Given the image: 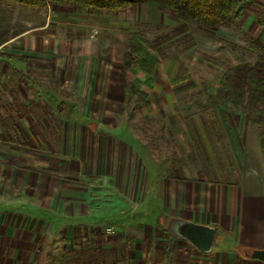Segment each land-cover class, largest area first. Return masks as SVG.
<instances>
[{"label": "rangeland", "instance_id": "rangeland-1", "mask_svg": "<svg viewBox=\"0 0 264 264\" xmlns=\"http://www.w3.org/2000/svg\"><path fill=\"white\" fill-rule=\"evenodd\" d=\"M21 31L0 45V112L6 114L0 113V172L13 165L34 179L12 194L7 172L0 173V211L18 207L25 238L19 259L7 249L9 258L0 263L218 264L232 244L215 247L211 262H202L187 257L160 225L137 218L161 214L139 158L165 175L214 177V169L228 164L227 134L235 137L244 125L264 133V121L252 124L244 105L226 98L220 85L228 67L264 53V0H237L230 19L215 28L180 19L167 0H134L118 10L0 0V42ZM134 35L157 59L145 101L127 88L122 67ZM117 149L119 160L132 162L125 161L126 178L119 181L106 172L113 164L99 171L98 162L102 150L114 161ZM85 197L101 213L100 235L90 229L67 235L75 220L66 219L63 200L76 205ZM232 252L243 254L241 247Z\"/></svg>", "mask_w": 264, "mask_h": 264}, {"label": "crops", "instance_id": "crops-1", "mask_svg": "<svg viewBox=\"0 0 264 264\" xmlns=\"http://www.w3.org/2000/svg\"><path fill=\"white\" fill-rule=\"evenodd\" d=\"M16 37L1 41L0 45L5 44V42H12ZM8 100H11L12 103L14 102L13 97H8ZM0 113L2 114L1 116H6L3 111ZM16 113L17 118H19L20 114ZM227 135L228 139L226 140H229V144H225V147L229 149L227 155L228 164L214 169V177H195L190 174L165 175L157 169L150 168L145 158L141 156L139 158V170L147 173V193H151L150 195L154 197V203L161 211V214L158 215L157 220H152L146 215L138 216L137 218L141 221L143 220L144 223L149 220L152 221L151 224L160 225L163 230H161L162 234L169 237L172 241L176 240L178 242L176 243L177 247L186 253L189 258L198 256V258L203 259L202 262L210 263L211 255L208 254L213 252L217 246L226 248L223 244L229 243L233 245L232 249L226 252V255L219 257V260L216 259L218 264H264L262 260L253 259L239 253L236 256L232 252V250L236 251L239 247L251 249L264 247V153L261 141L252 125H244L240 132L234 133L235 137H232L233 133ZM120 150L114 151L117 158L114 161L112 160L113 163L109 158L106 161L104 154H102L105 150H102L98 158L99 166H101L99 171H102V166L106 168L113 164L111 166L114 170L109 167L106 172L114 175L118 181L126 178L125 161H127L129 167H132V162L129 159L119 160ZM104 163L107 164L104 166ZM127 169L131 173L132 170L130 168ZM2 171L3 173L7 172L6 175L10 178L12 194H16L14 189L21 188L26 180L30 184V178H32V181L34 179V175L28 173V170L13 165L7 166L5 171L4 169ZM123 172L124 175L122 176ZM16 199L18 200V198ZM70 199L73 200L74 198ZM67 201L70 202L67 199L63 200L65 203H63V210L67 215L66 219L75 220L73 221L75 224L72 229L65 230V233L71 235L83 229H90V234L94 236L100 235L99 222L101 221V213L94 209L92 198L85 197L76 205L73 202L68 205ZM27 204V214L34 217L35 202L29 201ZM68 208H70V211ZM147 209V205H145L141 206L139 210L143 213ZM18 216H20L18 207H13L6 212L0 211L1 261L9 258V255L6 254L7 249L10 250L11 259H19V247L24 243L25 238L23 239L24 233L20 236L18 231L19 227L16 223ZM172 218H181L214 227L216 232L212 249L210 251H201L186 239L171 233L166 226ZM96 228L98 231H95ZM171 249L170 253L173 252L172 254L174 255L176 250ZM221 252L225 251L221 249ZM155 259L158 263L162 261L160 257Z\"/></svg>", "mask_w": 264, "mask_h": 264}, {"label": "trees", "instance_id": "trees-1", "mask_svg": "<svg viewBox=\"0 0 264 264\" xmlns=\"http://www.w3.org/2000/svg\"><path fill=\"white\" fill-rule=\"evenodd\" d=\"M32 7L49 5H73L99 10H118L129 8L134 0H13ZM173 12L182 20L194 21L206 28H215L227 22L235 12L237 0H167ZM21 32L12 34L6 40ZM156 57L150 47L134 35L125 50L123 72L127 88L137 95V100L145 101L153 92L149 80L157 73ZM53 66V63H51ZM220 85L226 98L242 103L252 124L264 121V53L257 54L253 60H239L227 68ZM220 98L221 95H218ZM263 153L264 133L257 132ZM242 253L246 255L241 247Z\"/></svg>", "mask_w": 264, "mask_h": 264}, {"label": "water", "instance_id": "water-1", "mask_svg": "<svg viewBox=\"0 0 264 264\" xmlns=\"http://www.w3.org/2000/svg\"><path fill=\"white\" fill-rule=\"evenodd\" d=\"M166 228L174 235L184 238L201 251H210L215 241V228L210 225L181 218H172ZM246 255L264 261V247L252 248Z\"/></svg>", "mask_w": 264, "mask_h": 264}, {"label": "built area", "instance_id": "built-area-1", "mask_svg": "<svg viewBox=\"0 0 264 264\" xmlns=\"http://www.w3.org/2000/svg\"><path fill=\"white\" fill-rule=\"evenodd\" d=\"M109 230V229H108Z\"/></svg>", "mask_w": 264, "mask_h": 264}]
</instances>
